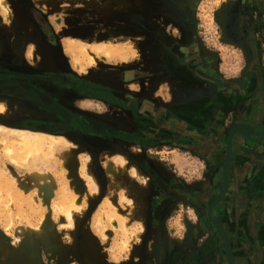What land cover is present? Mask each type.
Here are the masks:
<instances>
[{
	"label": "flooded vegetation",
	"instance_id": "flooded-vegetation-1",
	"mask_svg": "<svg viewBox=\"0 0 264 264\" xmlns=\"http://www.w3.org/2000/svg\"><path fill=\"white\" fill-rule=\"evenodd\" d=\"M151 1L158 4L161 0ZM128 2L132 6L137 0H128ZM172 3L170 2V7L165 11L168 17L175 22L174 25L182 31L183 38L181 40H175L169 35L166 39L168 44L166 48L160 40L163 34H161L162 30H160L161 26L158 22H148L151 20L147 21L146 18L136 13H124L121 17L130 23L127 26L130 27V30L138 34L146 32L153 39L154 53H149L142 59V66H127L115 69L113 72L105 71L101 67L102 70L91 73L89 79H81L74 78V74L68 70L69 67L64 56L55 49L54 46L57 45L59 37L55 36L54 28L43 12L29 5L22 7L21 0H17L16 9L26 17L29 13L31 17V19L28 17L30 22L26 27V32L22 35L17 34L15 24H12L11 27L4 25L7 28V33L0 32V99H6L10 105H19V109L29 111L28 113L20 112L21 114L18 116L20 118L15 120L13 125L15 127H31L34 130L41 129L57 135L65 134L85 149H94L97 144L103 143L105 144L104 148H109L111 152L114 150L112 144L116 143L126 146L140 145L145 149V152L150 146L168 144L183 148L199 157L207 158L212 155L209 150L214 149L218 139H221L223 149L215 159H219L218 161L223 165L228 129L234 125L244 124L246 125L244 130L250 136H254L255 132L252 133L253 124L257 120L258 123H264L260 116L261 110L264 108V99H262L264 67L252 68L251 65H248L245 66L241 74L242 77L251 76L256 83H254L255 88L246 109L247 102L241 100L243 90L238 87L236 79L230 81L223 79L219 54L216 53V56L204 54L202 43L199 42L196 35L192 34L191 18H189L190 8L184 6L181 9L176 5L177 3ZM34 12L36 18H34ZM150 13L154 14L155 12ZM217 17L222 21L221 26L225 31L223 39L228 42L241 43L251 52L252 59L249 63L257 62L258 43L261 41L264 43V0H235L234 3L229 0V4L222 6L218 11ZM28 42H34L37 45V51L42 53L43 50L47 66L40 65V63L38 67L27 65L24 52ZM155 45L162 50L161 57L167 66V70L161 74L153 73L152 70L145 68L147 65L145 62L151 63L158 59L155 54ZM190 45L196 47H190L187 54L179 51L181 46ZM153 48H151L152 51ZM40 52H38L39 55ZM174 64L177 65V70L172 67ZM126 68H135L152 74L150 78L145 76L143 79L137 76V80L141 81L142 91L139 94H133L137 98L131 102L125 99L127 90L121 82V73ZM112 74L116 75L115 78L111 76ZM151 78L168 79L172 87L173 100L165 106L167 111L159 113L158 118H153L147 111L144 115H140L138 112L141 107L140 101L144 98L153 99L152 93L156 90L158 81L154 82L153 88L150 86L143 88L144 82ZM209 84L212 85L210 89L208 88ZM229 88L232 89L231 94L228 92ZM85 98L104 101L110 107V114L95 116L81 113L74 106L73 101ZM154 103L157 109L161 107L159 99L154 100ZM218 114H222L219 119H217ZM184 123L187 124V128L184 127ZM193 132L198 135H192ZM242 137L237 133L231 136V160L226 187L221 197L211 208L212 217L216 219L227 237L233 264H237L236 255L240 254L239 252L245 256L251 250V247L240 238L238 233H228V228L223 223L222 211H220L228 186L232 181L235 144L243 145L246 147L245 149H248L247 144H251L249 140ZM239 148L241 149V147ZM125 152L127 153V151ZM135 155L133 159L140 171L152 177L147 191H143L134 182L129 181L130 187L134 191H138L139 196L143 199L139 213H142L146 221V237L153 236L158 232L162 239L161 243L170 240H167L165 235L164 221L179 201L198 208L200 223L195 226L196 234L210 233L213 235V242H207L206 247L200 248L197 252L201 262L194 263L192 261L191 241L187 242L185 239L182 244L171 242L170 247L161 244L157 249V253L160 255L159 264H228L220 230L215 229L212 224L208 227L206 222L201 220L202 217L207 220L205 216L207 203L221 190V172L219 186L213 190L215 192L208 194L204 201H201L195 192L199 187V182L197 185H186L175 175L173 170L162 166V164L157 165L145 153ZM250 163L245 162L244 166L248 167ZM246 214L249 219H252L250 207ZM230 216L234 221H238L237 215L233 212ZM157 221L159 223H156ZM248 232L251 240V225ZM150 244L151 242L143 248L142 255L145 258L143 264H157L155 260L150 259ZM213 249L216 251H212Z\"/></svg>",
	"mask_w": 264,
	"mask_h": 264
},
{
	"label": "clouds",
	"instance_id": "clouds-1",
	"mask_svg": "<svg viewBox=\"0 0 264 264\" xmlns=\"http://www.w3.org/2000/svg\"><path fill=\"white\" fill-rule=\"evenodd\" d=\"M91 2L92 0H77L73 4L69 0H61V11L49 15L46 3L33 0L34 7L41 9L47 16L56 35L70 30L66 23L70 18L67 9H84ZM96 3L99 4L100 0H96ZM228 4L229 0H199L196 3L199 10L196 14L200 16L197 35L206 47L218 54H227L224 57L226 63L220 66L225 81L239 79L245 68L242 50L223 42V27L215 18L217 11ZM33 15L36 18L35 12ZM14 17L11 5L6 0H0V22L11 27ZM100 27L107 32L102 25ZM164 28L165 33L173 39L183 38L180 29L173 24L164 25ZM144 40L143 36L123 34L103 41L66 36L61 39V44L65 56L72 49L77 51L78 55L68 60V67L74 78H85L101 71V65L105 71H114L117 67L132 64L142 66L143 57L138 45ZM190 47L196 46H181L179 51L187 54ZM24 59L30 67H38L42 62L43 58L34 42L25 45ZM151 75L135 68H126L121 73L122 85L127 90L125 99L134 101L137 97L133 94L142 91L137 76L143 79L145 76L150 78ZM149 86V81L146 80L143 88ZM228 92L231 94L232 89L229 88ZM152 97V100L144 98L140 101L138 112L144 115L147 111L153 118H158L159 113L166 112L165 106L173 100L169 82L159 83ZM156 99L161 102L159 109L154 103ZM73 104L81 113L95 116L110 114L109 105L102 100L77 99ZM18 110L19 105H10L8 100L0 99V239L5 240L9 248L18 250L27 237L37 240L47 223L54 229L62 246L72 247L76 242L75 234L83 222L87 233L104 257V264H139L140 258L134 256L133 252L143 244V237L147 233L146 221L137 214L140 205L130 194L129 188L116 177L125 175L143 191L148 190L152 177L143 174L127 155L119 151L104 150L98 154L96 161L111 177V183L104 185L102 189L95 172L91 171L93 156L89 151L81 150L79 143L70 140L65 134L57 135L41 129L14 127L4 123ZM220 115L222 114H218L217 119ZM184 127L187 128L186 123ZM191 134L198 135L195 132ZM128 150L134 154L145 153L142 146L135 144ZM147 155L158 163L171 165L175 175L186 185L205 180L207 160L211 159L210 156L201 159L190 151H182L179 147L167 144L148 148ZM73 156L78 164L75 174L82 181L80 191L75 186L73 171L68 167ZM177 158L183 161L179 167L176 166ZM97 200L93 210V201ZM199 223L196 208L179 201L165 218L164 226L170 240L183 242L188 226ZM195 234L194 228L193 235ZM7 258V255H0V264H6ZM42 258L45 264H57L59 260L58 256L48 251H42ZM68 259L70 264H79L73 256Z\"/></svg>",
	"mask_w": 264,
	"mask_h": 264
},
{
	"label": "rangeland",
	"instance_id": "rangeland-1",
	"mask_svg": "<svg viewBox=\"0 0 264 264\" xmlns=\"http://www.w3.org/2000/svg\"><path fill=\"white\" fill-rule=\"evenodd\" d=\"M6 2L11 5V7L15 13V17H14L12 24H15V27L17 29V34L22 35L23 33L26 32V27L28 26V23L30 22L29 18L31 19V17L29 15V13H27V17H26V15L21 14L20 11L16 9V7L18 6L17 0H6ZM36 2L37 3H46L48 5V9H49L48 14L49 15L52 12L61 11V8H60L61 0H36ZM69 2L74 4L77 2V0H69ZM170 2L171 3L172 2L177 3L176 5L180 6L181 9L184 6L187 8H190L189 18H191V25L190 26H191L192 31H193L192 34L196 35L199 42L202 43V47L205 50L204 54H208V55L212 54V55L216 56V52L211 50L209 47H206L205 44L202 42L201 38L197 35V33L199 31L198 24L200 22V16L196 14L199 11L197 6H196V3H198L199 0H161L158 4H155L151 0H144V1L137 0L135 5H132V6L129 4L128 0H100L99 4L96 3V0H92V2L89 3L87 5V7L84 9H76V8L67 9V11L70 13V18L66 21V23L70 26V30L69 31H62L59 35L55 34L56 37H59V40L56 43L57 45L54 47L56 50L59 51L60 54H62L64 56V59L66 60V64L68 65V60H70V56L68 53H67V56H65V54L62 52L61 39L63 37L75 36V37H80V38H89V40L95 39V40L103 41V40L108 39L109 37H118L121 34L132 35V36H143V37H145V40L142 43H140L138 45V47L140 48L141 53H142V57L144 58L147 56V54L152 53V52L154 53V48L152 46L155 43H153L154 42L153 39L146 32H144L145 34H141V33L138 34L135 31L130 30V27H127L128 25H130V23L126 22L121 17V15L124 13H136L138 15H141V17L146 18L145 20H147V21L151 20L148 22H158L161 26L160 27V30H162L161 34H163V36H161L160 40H161L162 44L167 48L168 44L166 43V39H167V37H169V35L165 33L164 25L166 26L167 24L171 23V24H173V26H175L174 25L175 22L172 20V18L168 17V15L165 11L166 9H168L170 7L169 6ZM21 5H22V7L23 6L27 7V5L34 7L33 0H21ZM37 9H39V8H37ZM39 10H41V9H39ZM153 11L155 12L154 14L150 13ZM217 13H218V11H217ZM217 13L215 16L216 21L219 24H221L222 21L217 17ZM46 18H47V16H46ZM101 25L103 26V28L107 29V32L103 31V29L100 27ZM0 32L7 33V28L3 25L2 22H0ZM53 32H54V29H53ZM224 32L225 31L223 29V34H224ZM181 33H182V31H181ZM188 35H190V34H188ZM13 36H15V35H13ZM223 42L235 45L236 47H238L242 50L244 58H245V66L251 65L252 68L257 67V66L262 67V68L264 67V43H263V41L258 43L259 44V46H258L259 56H258V61L255 63H249L252 59L251 58V52L249 49L244 48L241 43H239V42L238 43L237 42H228L226 39H223ZM151 48H153V51ZM38 52H40V51H38ZM155 52H156L155 54L157 55L158 59L154 62L150 61L151 63L145 62V64H147L145 66V68L152 70L151 72H153V73L157 72V73L161 74V72L167 70V66H166V63L162 60V58H163V57H161L162 56V50L159 49L158 46H156ZM41 54H43V50H42ZM41 54H40V56L42 57L43 55H41ZM226 55H227L226 53H220L219 54V56H220L219 61L221 62V64L226 63V61L224 59V57H226ZM142 64H143V60H142ZM221 64H220V66H221ZM129 66L138 67L141 65L140 64H132V65H128V67ZM100 67L104 68L103 65H101ZM124 67H127V66L117 67L116 69H121ZM172 67H174V69H176V70L178 69L176 64H174ZM252 68L249 67V69H252ZM50 69H53V68H50ZM66 70H67V68L65 69V71ZM111 76H113L115 78L116 75L112 74ZM85 78L89 79L88 77H85ZM156 80L157 79H153V78L147 80V81H149L150 87L153 88V86H155L154 82ZM253 80H254V78H251V76L250 77H242L241 76L239 79H236V81L238 82V84H237L238 87H240L243 90V93L241 94L243 98L241 100H242V102H243V100H246V102H247V104L245 106L246 109L248 108V102L251 99V96L253 94L252 91L255 88L254 87L255 81H253ZM157 81L159 84L163 81H168V79L160 78ZM139 82L141 84V81H139ZM141 86H142V84H141ZM211 86L212 85L209 84L208 88L210 89ZM85 99H87V98H85ZM262 99H264V77H263V85H262ZM261 111L262 112H261L260 116L264 120V108ZM20 112H27L28 113L29 111L26 109H19V111L15 112L10 119L5 120L4 123H6L10 126H14L13 124H14V122H16L15 120H18V118H20V117H18L19 114H21ZM257 121H256V123H258ZM69 139L72 140V138H69ZM217 142H218L217 146L214 145V149L209 148L210 154H212V155H211V159L207 160V171L205 173V180L202 182H199V184H198V182L193 183L194 185L198 184V186H199L197 188V190H195V192L197 193L198 199H201V201H204L205 196H207L208 194H213L215 192L213 190H215V188H217L219 186V183H220V172H221L222 163H220L218 161L219 159L216 160L215 158H216V155L218 156V154L223 149V143H222L221 139H218ZM162 145H164V144H159L155 147L158 148ZM104 146H105V144H103V143H101V145L97 144L96 148H94V149L93 148L85 149L81 146V150H87L93 156V164L91 165V171L95 172L97 178L99 179V182L101 184L102 189H103L104 185H108L111 183V177L107 175V173L99 166V164L96 161V157L98 156V154L100 152H102L104 150H109V148H104ZM112 146H113L112 148L114 149L113 152L119 151V152L127 155L128 158L135 163L133 157H135L136 155L134 153H130V151L128 150L130 145L126 146L124 144L116 143V144H112ZM151 147H153V146H150L148 148H151ZM170 147H175V146H170ZM260 148H262V147H260ZM180 149L182 151H187L183 148H180ZM125 151H127V153ZM145 154L147 155V151L145 152ZM200 158L205 159V157H200ZM72 160H74V162L72 163L70 169H72V171H73V179L75 182V186H76L77 190L80 191L81 190L80 184H82V181H80L78 175L75 174L76 169L78 168V164L75 161L74 156H73ZM150 160L157 163V165L161 164V163H158L156 161V159H154V158L150 157ZM212 163H213V165H212ZM182 164H183V161L180 160L179 158H177L176 166L179 167ZM162 166L172 170L171 165L166 166V165L162 164ZM116 179L118 181H120L123 185H125L129 188L130 194L137 200V203L141 207V204L143 203V199L139 196L140 193L138 191H134L132 189V187H130L131 186V183H129L130 180L125 175L117 176ZM43 191H47V189H43ZM102 194H103V192H102ZM97 199H99V198H97ZM45 203H47V198L45 199ZM96 203H98V200L93 201V210L95 208ZM139 210H140V208H139ZM196 210H198V208H196ZM137 214L143 216L141 212L139 213V211ZM201 220L205 221L207 226L209 227L210 223L205 219V217H202ZM194 228H195V226H191V225L188 226V232L186 235V240H187V242L191 241V247L193 250L191 253L192 261L194 263H199L201 261H200V257L197 256V252L200 248H202L204 246L206 247L207 242H209V241L213 242V238H212L213 235L210 233H207V234L197 233V234L193 235ZM164 230H165V226H164ZM75 235H76V242H75L74 246L64 247L61 245L59 237L54 232V229L49 224L46 223L44 226L42 235L37 240L34 241L31 238V236L27 237L21 243L18 250H13V249L9 248L7 246L6 241L3 239H0V255H7L8 258H7L6 264H45V261L42 258V251H48V252L53 253L55 256H58L59 260L57 261V264H70V261L68 259L69 256L75 257L79 261V264H104V257L100 254V250L97 247L96 242L87 233L86 227L83 225V222H81V226H80V228H78V231ZM165 235L167 237V240H169V238L166 234V231H165ZM146 236L147 235L145 234L143 237V244L133 252V255L139 256V258H140L139 264H143V262L145 260L144 256L142 255V252L144 251L143 248L146 246V244L151 242V244H150V249H151L150 250V253H151L150 259L155 260V262L157 264H159L160 263V260H159L160 255H158V253H157L158 247L161 244L162 245L164 244L167 247H170V244L173 241L169 240L168 242L161 243L162 239L160 237V233H158V232H156L153 236H150V237H146ZM152 241H154V243H152ZM176 243L182 244V242H176ZM214 250L215 249H213L212 251H214ZM221 257L223 260V258H224L223 254L221 255ZM129 264H131V262H129Z\"/></svg>",
	"mask_w": 264,
	"mask_h": 264
},
{
	"label": "crops",
	"instance_id": "crops-1",
	"mask_svg": "<svg viewBox=\"0 0 264 264\" xmlns=\"http://www.w3.org/2000/svg\"><path fill=\"white\" fill-rule=\"evenodd\" d=\"M41 55L43 59L40 65L47 66L44 52ZM239 147L241 145L236 143L233 152L232 181L228 186L220 211H222L223 223L228 228V233H238L240 238L251 247L247 255L242 256V252L236 255V263L264 264V147L260 148L252 143L247 144L248 149ZM254 148L257 151H254ZM245 162L251 163L246 167ZM249 207L252 219H249L246 214ZM232 212L237 215L238 221L232 219L230 216ZM250 225L251 240L248 234Z\"/></svg>",
	"mask_w": 264,
	"mask_h": 264
},
{
	"label": "water",
	"instance_id": "water-1",
	"mask_svg": "<svg viewBox=\"0 0 264 264\" xmlns=\"http://www.w3.org/2000/svg\"><path fill=\"white\" fill-rule=\"evenodd\" d=\"M244 126H246V125L238 124V125L231 126L228 129L227 138H226L225 159H224V162H223V165L221 168V178H222L221 190L217 193V195L214 198H212L211 200L208 201L207 207H206V212H205V216H206L207 220L210 222V224H212L215 229L220 230V234L222 236L221 237L222 238V244H223L224 251L226 253L228 264H233V257H232L231 251L229 249L227 237H226L225 233L223 232V230L221 229V227L218 225L216 219L214 217H212L211 208L213 207L215 202L221 197V195L223 194L224 189L226 187L228 167H229V162L231 160V136L233 134L237 133V134H240L241 136H243L242 138L249 140L253 145L260 146L262 148L264 147V123H255V124H253V127L251 125L252 133L256 131L254 136H250L244 130L245 129ZM254 128H255V131H254ZM241 147H242L241 149H244L243 145H241ZM254 151H257V150L255 149Z\"/></svg>",
	"mask_w": 264,
	"mask_h": 264
},
{
	"label": "bare ground",
	"instance_id": "bare-ground-1",
	"mask_svg": "<svg viewBox=\"0 0 264 264\" xmlns=\"http://www.w3.org/2000/svg\"><path fill=\"white\" fill-rule=\"evenodd\" d=\"M70 59L73 58L74 56L78 55L77 51L75 49H72L71 51L68 52ZM74 160L70 161L68 164V167L70 168ZM137 198V197H136Z\"/></svg>",
	"mask_w": 264,
	"mask_h": 264
}]
</instances>
